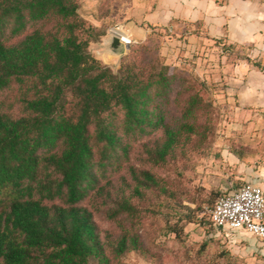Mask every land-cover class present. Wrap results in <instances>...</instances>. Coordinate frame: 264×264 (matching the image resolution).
<instances>
[{
	"label": "trees",
	"instance_id": "obj_1",
	"mask_svg": "<svg viewBox=\"0 0 264 264\" xmlns=\"http://www.w3.org/2000/svg\"><path fill=\"white\" fill-rule=\"evenodd\" d=\"M78 8L79 0H0V95L15 89L18 104L13 112L0 101V264H110L109 254L142 250L124 220H142L146 191L173 195L157 175L129 167L132 182L122 180L106 211L120 226L111 239L100 238L93 210L81 203L103 191L101 177L128 160L137 137L161 132L145 149L159 166L193 136L201 142L207 128L193 82L181 77L174 118V69L146 43H131L113 71L89 51L108 26Z\"/></svg>",
	"mask_w": 264,
	"mask_h": 264
},
{
	"label": "rangeland",
	"instance_id": "obj_2",
	"mask_svg": "<svg viewBox=\"0 0 264 264\" xmlns=\"http://www.w3.org/2000/svg\"><path fill=\"white\" fill-rule=\"evenodd\" d=\"M195 3L198 14L192 19L146 25L140 38L124 23L107 25L103 36L108 38L109 29L119 24L133 45H149L169 71L176 72L167 106L171 116H178L180 107L173 98L181 77L186 76L200 89L206 108L200 119L208 120L201 142L193 136L184 152L159 166L148 161L145 149L159 138L160 131L132 140L128 160L120 168L108 167L101 177L103 191L95 194L93 190L81 203L93 210L99 236L105 240L120 232L106 211L114 205V190L123 186L122 180L132 182L129 167L153 172L173 192L146 191L138 203L143 206L142 220L132 224L124 220L137 232L143 249L126 251L117 258L109 254L110 264H264V240L243 230L217 229L208 214L220 194L260 171L262 179L257 180L264 182V0ZM78 11L85 19H94L92 4L81 5ZM108 43L97 41L89 51L116 71L131 43L117 52V58L106 54L113 51ZM177 96L181 105L187 92ZM16 98L15 89L0 95V101L7 102L4 107L13 112L18 111ZM88 264L98 263L90 258Z\"/></svg>",
	"mask_w": 264,
	"mask_h": 264
},
{
	"label": "crops",
	"instance_id": "obj_3",
	"mask_svg": "<svg viewBox=\"0 0 264 264\" xmlns=\"http://www.w3.org/2000/svg\"><path fill=\"white\" fill-rule=\"evenodd\" d=\"M79 3V7L92 4L94 19L90 17L87 19L94 25L124 23L139 38L146 32V25H167L177 19L190 20L198 14L194 10L195 0H79ZM103 12L106 13L101 17L100 14ZM101 40L105 42L108 38L102 37ZM117 52L115 50L110 53L106 52V54L117 58L119 55ZM262 175L263 173L260 171L258 175H254L244 183L258 184L264 193V182L257 180V177L262 179Z\"/></svg>",
	"mask_w": 264,
	"mask_h": 264
},
{
	"label": "built area",
	"instance_id": "obj_4",
	"mask_svg": "<svg viewBox=\"0 0 264 264\" xmlns=\"http://www.w3.org/2000/svg\"><path fill=\"white\" fill-rule=\"evenodd\" d=\"M108 35L118 36L122 41L132 39L119 24L110 28ZM209 220L217 229L245 230L264 240V193L258 184L243 183L217 198L208 210Z\"/></svg>",
	"mask_w": 264,
	"mask_h": 264
},
{
	"label": "water",
	"instance_id": "obj_5",
	"mask_svg": "<svg viewBox=\"0 0 264 264\" xmlns=\"http://www.w3.org/2000/svg\"><path fill=\"white\" fill-rule=\"evenodd\" d=\"M108 44H109V47L115 51H121V48L122 49H126L128 46H129V41H122L118 36H115V35H110L108 37Z\"/></svg>",
	"mask_w": 264,
	"mask_h": 264
}]
</instances>
